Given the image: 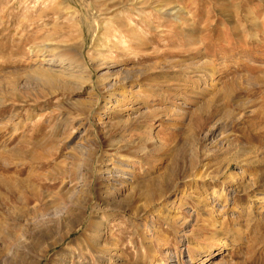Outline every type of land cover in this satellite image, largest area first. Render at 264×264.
<instances>
[{"label":"rangeland","instance_id":"rangeland-1","mask_svg":"<svg viewBox=\"0 0 264 264\" xmlns=\"http://www.w3.org/2000/svg\"><path fill=\"white\" fill-rule=\"evenodd\" d=\"M0 264H264V0H0Z\"/></svg>","mask_w":264,"mask_h":264},{"label":"bare ground","instance_id":"bare-ground-1","mask_svg":"<svg viewBox=\"0 0 264 264\" xmlns=\"http://www.w3.org/2000/svg\"><path fill=\"white\" fill-rule=\"evenodd\" d=\"M65 58V57H64ZM67 58H69V59H71V60H73L72 62H76V63H78V65H80L81 64V62H80V60L78 59V58H74V57H67ZM53 59L52 58H48V62L49 63H52L51 61H52ZM63 61V60H62ZM69 61V60H68ZM69 62H71V61H69ZM99 66V65H98ZM81 67V66H80ZM100 69V68H99ZM98 69V70H99ZM85 71V70H84ZM45 73V72H44ZM109 74V72L108 73H101L100 74V78L99 79H102V81L103 80H106V81H109V79H110V75H108ZM49 76V75H48ZM52 78V77H51ZM83 79V78H82ZM105 81V82H106ZM114 83V82H113ZM112 85V88H113V85L114 84H111ZM110 86V85H109ZM222 249V248H221ZM211 253L212 252H210V255H211Z\"/></svg>","mask_w":264,"mask_h":264}]
</instances>
